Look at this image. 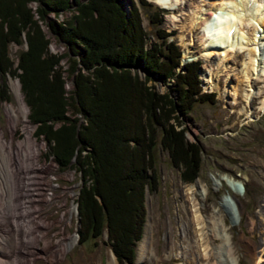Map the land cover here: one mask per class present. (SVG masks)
I'll use <instances>...</instances> for the list:
<instances>
[{
	"label": "trees",
	"instance_id": "1",
	"mask_svg": "<svg viewBox=\"0 0 264 264\" xmlns=\"http://www.w3.org/2000/svg\"><path fill=\"white\" fill-rule=\"evenodd\" d=\"M30 1L36 2L37 19L27 7ZM71 4L68 18L47 21L49 34L66 46L63 52H50L37 20H45L48 12L69 11ZM22 37L26 48L16 52L14 64L6 46L19 44ZM144 38L134 3L126 14L122 0H0V100H7L5 74L16 76L27 117L36 124L33 134L48 142V157L82 176L76 197L78 240L98 237L105 228L117 261L127 263L142 235L145 193L158 186L156 144L172 166L180 167L182 180H193L200 147L185 138L181 119L194 103L214 101L212 92L200 90L197 60L175 70L176 42L166 40L164 32L149 45ZM61 57L72 78L68 94ZM136 67L143 78L131 72ZM152 76L171 79V86L163 92L152 89L147 84Z\"/></svg>",
	"mask_w": 264,
	"mask_h": 264
},
{
	"label": "rangeland",
	"instance_id": "2",
	"mask_svg": "<svg viewBox=\"0 0 264 264\" xmlns=\"http://www.w3.org/2000/svg\"><path fill=\"white\" fill-rule=\"evenodd\" d=\"M146 1L151 4V7L143 8L137 0H122V7L128 14L131 3H134L144 33V40L148 45L151 40H160L157 36H162L163 32L166 40L176 42L180 48V55L179 64L175 70H183L182 66L185 62L198 61L197 73L201 80L200 90L212 92L214 101L194 103L187 117L181 119L185 138L196 142L200 147V163L193 180H182L180 167L172 166L167 152L161 149L158 143L156 144L154 156L159 176L158 186L153 192L146 191L145 193L142 235L136 242L131 263L117 261L107 241L105 228L98 237L84 242L78 240L76 230L79 221L76 197L78 186L83 181L82 176L73 167L59 168L52 157H48V142L33 134L36 124L28 117V128L26 130L22 128L28 110L25 114L24 109L23 112L19 111L20 103L23 102L27 108L28 106L20 90L18 78L9 74L4 76L7 85V100H0V136L3 131L5 141L11 142L12 147L18 150L27 149L29 158L35 156L42 164L41 166L53 168L47 176L49 183L44 184L39 180V183H42L38 189L34 190L30 187L31 196H36L34 200L40 207V214L43 217L51 221H57L63 215L65 218L62 222L54 221L55 223H52L48 232L49 235L46 234V236H53L51 242L55 243V237H67L68 239L70 235H76V242L71 244L55 263L107 264L109 258H114L115 264H217L216 250L213 245L220 244L221 239H213L206 224L207 219H216L220 223L223 222L224 231L233 249L234 264H256L257 262V264H264V72H262L264 52L260 54L262 57L258 67L256 66L255 75L252 74L249 78L244 76L247 57L242 52L230 57L225 69H219L214 63L204 58V46L209 40L202 38V29L191 23V14L208 13L211 9L209 2L212 0H182L176 8L171 10L161 8L153 0ZM35 6L36 2L27 3V7L33 12L34 19H37L34 13ZM72 10L73 5L71 4L69 11L57 15L48 12L45 20H37L44 40H48L46 44L48 51L63 52L66 46L62 41L56 40L54 35L49 34L47 21L60 22L68 18ZM150 15L156 17L152 22L149 21ZM246 30L253 32L252 26H247ZM260 45L264 48V42ZM6 48L15 64L16 52L26 48V41L22 37L19 44L8 42ZM185 50H188L189 57H185ZM59 65L65 79L64 94H68L73 85L71 76H67L66 57L59 59ZM131 72L143 78L144 73L139 67ZM211 76L213 83L216 84L215 87H209L207 78ZM1 83L2 78L0 77V85ZM17 83L21 97L17 93ZM171 83V79L167 78L163 81L155 76L147 80V84L152 85V89L158 92H163L165 88L171 86ZM249 89H252L254 93L248 100H245L242 93ZM2 92L0 87V93ZM10 105L17 109L19 116V121L15 126L12 125V120L5 112V106ZM67 113L71 114L69 109ZM13 115L14 113L11 112V116ZM75 115L81 122L83 115L79 112ZM28 132L32 133L36 139L35 143L38 142L41 150L36 151L33 148V138L31 140L26 138ZM156 137L158 140L159 131ZM18 143H21V146H17ZM30 161L31 159L28 160ZM230 179L238 182L239 190L235 191L230 188L228 184ZM5 182L9 188L6 192L5 184H1L2 187H0V193L6 192L0 195V234L6 236L4 251L7 254L6 252L4 254L7 257L6 262L11 263L16 253L13 246L15 244L18 247L29 245L28 242L25 243L24 237L15 240L17 230L20 231L22 226L19 227L18 223L16 225L15 219L17 218L14 214L17 213L18 218L23 215L20 211L22 199L30 210L27 204L30 200L29 196H13L14 186H12L10 175L6 177ZM196 183H199L202 189L196 188ZM50 195H52L51 198ZM17 201L20 202L19 206ZM196 208L199 209L202 219L198 224L193 219ZM68 220L70 221L67 222ZM27 233L22 232L21 234ZM39 242L43 250V242ZM200 242L207 245L206 249L200 245ZM152 256L155 259L152 260ZM207 256L210 258L208 261ZM44 257L43 255L37 257L34 264H52Z\"/></svg>",
	"mask_w": 264,
	"mask_h": 264
},
{
	"label": "bare ground",
	"instance_id": "3",
	"mask_svg": "<svg viewBox=\"0 0 264 264\" xmlns=\"http://www.w3.org/2000/svg\"><path fill=\"white\" fill-rule=\"evenodd\" d=\"M153 1L161 8H168V10H171L176 8L182 0ZM209 4L211 5V9L208 13L201 12V14H191L192 25L200 27L202 29V38L209 40L208 44L204 46V58L214 63L217 68L225 69L228 66L229 58L238 52H242L244 56L247 57V62H245L244 67L245 78H249L252 74L255 75L256 66L258 67V63L261 61L260 58L262 57L260 54L264 52V48H261L260 45L264 42V0H212ZM247 26H252L253 32L247 31ZM187 51L188 50L184 51L185 57H189ZM262 72H264V69ZM260 74H258V76ZM207 79L209 87H215L216 84L213 83L212 76ZM16 85L18 90L17 93L19 97H21L22 94L19 91L18 83ZM234 92L236 93V90H234ZM253 93L254 91L249 89L243 92L242 95L245 100H248ZM12 106L13 105L5 106V112L12 120V125L15 126L19 121V116L17 109ZM23 109L25 114L28 108L22 102L20 103L19 111L23 112ZM11 112L14 113L13 116H11ZM28 125L29 121L27 116H25V123L22 128L26 130ZM26 138L30 140L33 138V148H35L36 151L41 150L38 142L35 143L36 139L33 137L32 133L28 132ZM11 144V142L5 141L2 131L0 136V187H2L1 184H5V188H3L6 192L8 191L9 185L5 180L6 177L10 175L12 177V186H14L13 196H29L30 201H28L27 204L30 210L26 207L25 201H22V199L20 211L23 215L18 218L17 213L16 215L14 214V217L17 218L15 219L16 225L18 223L19 227L22 226L19 230L23 233L28 232L27 234H21L22 232L20 233V231L17 230L15 240L24 237L25 243L28 242L29 245L25 244L24 247H18V245L15 244L13 246L16 249L15 258L11 263L10 261L8 263L6 262L7 257L4 254V252H6L4 251V246L6 245L7 239L5 235L0 234V264H34V260L40 255L45 256L44 258L49 259L52 264H56L55 261L59 260L69 246L76 242V235H70L68 239L67 237H55L54 239H56V242H51L53 236L47 237L46 234L49 235L48 232L51 229L52 223L54 224L56 220L51 221L40 214L41 209L34 200L36 196H31L32 194L30 191V187L34 190L38 189L39 185L42 183H39V180L43 181L44 184L49 183L47 176L49 171L53 168L51 166H41L42 164L39 163L35 156L29 158L30 155L27 149L20 148V150H18L16 147H12ZM17 146H21V143H18ZM29 159H31L30 162H28ZM34 173H36L35 176ZM224 179L226 180V178ZM228 184L231 189L235 191L239 190L237 181H232L230 179L228 180ZM195 187L202 189L199 183H196ZM6 192H2L0 195ZM49 197L51 198L52 195ZM15 200L16 199H14V201ZM17 202L19 206L20 202ZM193 219L196 224L202 221L198 208L194 209ZM62 220H65L64 215L56 222H62ZM69 221L70 220L67 222ZM206 224L212 238L221 239L220 244L213 245L216 250L215 256L217 264H234L233 249L224 231L223 222L220 223V221L216 219H207ZM25 236L30 238V240ZM39 241L43 242V250ZM202 243L200 245H203ZM203 246L206 249L207 245L204 244ZM144 249L142 250L143 252ZM204 256L206 257V254H204ZM208 257L209 256H207V258ZM151 258L152 260L155 259L153 256ZM209 259L210 258H208L207 261ZM107 264H115V259L109 258Z\"/></svg>",
	"mask_w": 264,
	"mask_h": 264
}]
</instances>
